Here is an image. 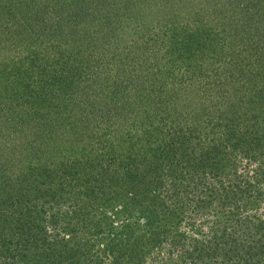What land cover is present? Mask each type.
<instances>
[{"label": "trees", "instance_id": "1", "mask_svg": "<svg viewBox=\"0 0 264 264\" xmlns=\"http://www.w3.org/2000/svg\"><path fill=\"white\" fill-rule=\"evenodd\" d=\"M0 264H264V0H0Z\"/></svg>", "mask_w": 264, "mask_h": 264}]
</instances>
